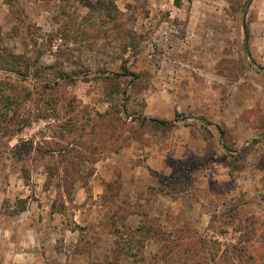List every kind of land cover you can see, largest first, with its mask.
I'll use <instances>...</instances> for the list:
<instances>
[{"label":"rangeland","instance_id":"1","mask_svg":"<svg viewBox=\"0 0 264 264\" xmlns=\"http://www.w3.org/2000/svg\"><path fill=\"white\" fill-rule=\"evenodd\" d=\"M1 50L0 264H264V0H0Z\"/></svg>","mask_w":264,"mask_h":264},{"label":"trees","instance_id":"2","mask_svg":"<svg viewBox=\"0 0 264 264\" xmlns=\"http://www.w3.org/2000/svg\"><path fill=\"white\" fill-rule=\"evenodd\" d=\"M3 49V48H2ZM1 58L2 59H5V60H8L9 61V59H12L11 61H9V62H11V63H13L14 62V58H16L17 56H15L14 54H9V53H7V56L6 55H3V51L1 50ZM8 57H10L9 59H8ZM18 64H15V66H17ZM129 71V70H128ZM148 120H150V121H154V122H156V123H158V124H162V125H168L170 122L168 121V120H164V119H158V118H149ZM0 127H1V125H0Z\"/></svg>","mask_w":264,"mask_h":264},{"label":"water","instance_id":"3","mask_svg":"<svg viewBox=\"0 0 264 264\" xmlns=\"http://www.w3.org/2000/svg\"><path fill=\"white\" fill-rule=\"evenodd\" d=\"M242 24H243V27H244V17H243V19H242Z\"/></svg>","mask_w":264,"mask_h":264}]
</instances>
